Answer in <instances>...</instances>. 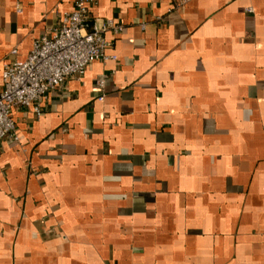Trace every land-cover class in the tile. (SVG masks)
I'll list each match as a JSON object with an SVG mask.
<instances>
[{
  "label": "crops",
  "instance_id": "0c3cea01",
  "mask_svg": "<svg viewBox=\"0 0 264 264\" xmlns=\"http://www.w3.org/2000/svg\"><path fill=\"white\" fill-rule=\"evenodd\" d=\"M72 0H0L2 72ZM107 53L0 144V264H264V0H98ZM103 80L99 89L96 82Z\"/></svg>",
  "mask_w": 264,
  "mask_h": 264
},
{
  "label": "built area",
  "instance_id": "2783aa9c",
  "mask_svg": "<svg viewBox=\"0 0 264 264\" xmlns=\"http://www.w3.org/2000/svg\"><path fill=\"white\" fill-rule=\"evenodd\" d=\"M73 11L62 16L60 26L36 39L23 61H13L2 72L0 86V144L4 139L17 141L12 119L15 108L31 109L40 116L41 103L48 94L71 77L80 79L95 61H116L107 53L111 43L108 31L118 34L122 27L111 20H93L89 11L98 0H72ZM192 0H176L181 7ZM99 89L103 80L96 82Z\"/></svg>",
  "mask_w": 264,
  "mask_h": 264
}]
</instances>
